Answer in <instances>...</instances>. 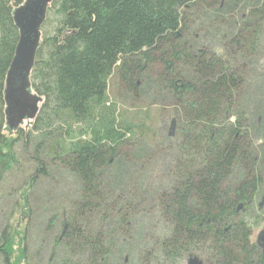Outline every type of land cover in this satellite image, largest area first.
I'll use <instances>...</instances> for the list:
<instances>
[{"label": "trees", "instance_id": "1", "mask_svg": "<svg viewBox=\"0 0 264 264\" xmlns=\"http://www.w3.org/2000/svg\"><path fill=\"white\" fill-rule=\"evenodd\" d=\"M227 1L51 0L29 76L41 102L26 128L10 131L4 88L20 40L13 12L24 0H0V185L23 159L33 164L28 188L48 177V167L63 169L77 185L76 197L57 211L52 262L264 264V240L252 242L264 177L242 64L257 51L264 0L244 7L242 20L216 38L219 51L186 40L193 12L218 21ZM148 74L164 96L173 156L169 186L153 205L164 230L149 247L135 244L131 263L113 256L109 236L128 238L138 197L106 190L100 176L130 160L137 141H150L147 113L137 120L120 110L110 83L135 97ZM26 191L19 190L0 230V264H27Z\"/></svg>", "mask_w": 264, "mask_h": 264}, {"label": "rangeland", "instance_id": "2", "mask_svg": "<svg viewBox=\"0 0 264 264\" xmlns=\"http://www.w3.org/2000/svg\"><path fill=\"white\" fill-rule=\"evenodd\" d=\"M229 1V0H228ZM227 1V2H228ZM261 0H237L235 4H220V16L206 15L204 12L192 14L189 20V32L186 39L192 47H205L210 51H219L216 38L231 31L230 23H239L247 5H256ZM232 2V3H231ZM228 19V20H226ZM223 25L222 23H227ZM222 24L223 26H221ZM231 25V24H230ZM246 84L244 87L245 109L249 116L253 132V140L259 151L260 171L264 177V24L259 33L257 51L245 58ZM142 90L137 96L125 92H117L114 82L110 83L109 97L115 101L120 110L127 115L147 113L149 121V140L137 141L131 149L130 160L117 161L112 167L102 171L100 176L103 187L128 200L130 194L138 197L135 216H131L132 231L128 238L118 232L109 236L112 243L113 256H125L131 263L135 260L132 248L139 244L141 248L149 247L152 238L160 236L164 227L157 218L153 205L158 196L167 190L170 162L173 156L168 146L169 121L166 115L164 96H158V86L154 75L148 74ZM152 79V86L146 88ZM156 81V80H155ZM157 88V89H156ZM140 116L137 117V120ZM29 125L21 123L22 128ZM6 128V133H8ZM151 143V144H149ZM25 158V156H23ZM21 166L5 177L0 185V230L10 218L11 211L19 190L27 188L30 215L26 220V244L28 246L27 264H56L50 260L52 238L58 229V208L63 207L78 194L73 178L59 167H48V177L40 178L33 186L27 187V177L33 165L21 161ZM21 188V189H20ZM133 202V205H135ZM138 202H140L138 204ZM257 205L262 214L253 230L252 242L261 243L264 240V193L258 199ZM55 214H57L55 216ZM116 226H114V229Z\"/></svg>", "mask_w": 264, "mask_h": 264}, {"label": "water", "instance_id": "3", "mask_svg": "<svg viewBox=\"0 0 264 264\" xmlns=\"http://www.w3.org/2000/svg\"><path fill=\"white\" fill-rule=\"evenodd\" d=\"M50 1L24 0L22 6L13 12L20 40L4 88L6 126L10 131L16 130L22 122L30 121L41 102L31 91L29 76L40 41V27Z\"/></svg>", "mask_w": 264, "mask_h": 264}]
</instances>
